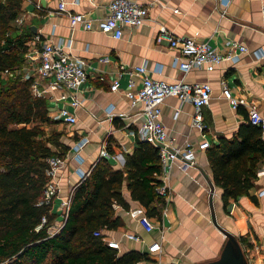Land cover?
Here are the masks:
<instances>
[{
	"label": "crops",
	"instance_id": "1",
	"mask_svg": "<svg viewBox=\"0 0 264 264\" xmlns=\"http://www.w3.org/2000/svg\"><path fill=\"white\" fill-rule=\"evenodd\" d=\"M67 13H84L92 20L103 18L112 0H63ZM148 8L145 22L136 28L124 27L120 39L103 34L98 29L85 30L81 26L71 28L67 13L57 11L60 0H23L24 24L21 30H31L26 42L27 51L32 45L44 42L65 44V51L83 59L86 63L87 81L77 92L81 105L74 111L76 123H60L55 129L61 133L59 145L54 150L67 156L58 170L55 181L58 194L53 199L52 209L61 225L67 210L59 205L64 198L70 199L73 187L81 180L78 168L88 175L99 156L102 145L108 150L104 157L115 170L124 172L121 189L125 206L114 204V216L120 225L101 230L108 245L117 256L135 252L143 256L139 264H205L219 258L226 238L219 226L237 240L247 264H264V195L257 192L264 188V175L257 176L247 195L230 200L224 206L222 190L214 186L212 200L209 199L211 170L206 150H198L197 144L204 137L216 143L218 137L234 135L238 127L246 123L248 108H255L264 118V0H136ZM160 28L173 36H192L204 40L219 51H224L227 42L236 41L247 48L237 62L223 61L211 72L191 70L184 73L173 66L179 55L171 48L167 38L157 41ZM38 38L39 42L36 41ZM258 52V53H257ZM144 65L153 79L165 82L184 81L208 83L212 93L209 104L202 107L204 131L190 123L193 106L168 97L162 105V123L172 140V146L182 152L190 145L195 150L193 166L180 167L175 160L169 170L158 176L168 192L152 203L154 212L138 200L132 199L127 189L124 163L138 140L135 130L136 114L140 106L132 107L125 98L128 79L139 87V76H128L119 72ZM118 89L111 91L114 81ZM224 80L234 97L244 98L246 106L234 109L221 92L220 81ZM69 101L53 104L66 106ZM179 109L178 116L173 112ZM70 111H73L69 107ZM110 110L111 115H107ZM88 139L78 153V162L70 155L72 145ZM264 169L260 166L257 170ZM212 181V180H211ZM147 216L154 228L147 232L139 222ZM215 219L216 224L213 222ZM133 234L139 240L127 238ZM158 243L160 248L150 252L149 246Z\"/></svg>",
	"mask_w": 264,
	"mask_h": 264
},
{
	"label": "trees",
	"instance_id": "2",
	"mask_svg": "<svg viewBox=\"0 0 264 264\" xmlns=\"http://www.w3.org/2000/svg\"><path fill=\"white\" fill-rule=\"evenodd\" d=\"M22 2L0 0V264H132L143 256H117L102 234L94 235L119 226L113 205H126L121 193L124 172L104 158L73 187L60 231L48 233L57 214L43 198L47 159L57 154L54 146L61 133L47 130L58 123L49 116V102L34 97L30 81L14 75L31 37V29L19 30L15 23ZM136 145L125 158L127 189L150 213L155 211L152 203L161 200L159 149L139 139ZM206 155L225 206L248 194L257 169L264 166L261 129L247 119L231 137H218Z\"/></svg>",
	"mask_w": 264,
	"mask_h": 264
},
{
	"label": "built area",
	"instance_id": "3",
	"mask_svg": "<svg viewBox=\"0 0 264 264\" xmlns=\"http://www.w3.org/2000/svg\"><path fill=\"white\" fill-rule=\"evenodd\" d=\"M57 11L59 13H67L66 4L63 0L58 3ZM69 25L71 28L81 26L85 30L98 29L103 34L112 36L115 39H120L123 34L124 27L136 28L141 26L147 16L148 8L139 4L136 0H112L107 6V14L103 18L92 20L87 14L82 13H67ZM17 26L24 24L23 17H18L15 20ZM167 38L171 48L178 50L179 55L173 59V66H176L184 73L191 70H204L211 72L223 61L237 62L241 54L247 51V48L236 42H227L225 50L210 46L204 40H198L192 36H173L165 28H160L156 39ZM36 41L39 42L38 38ZM71 39L65 42L59 41L57 43L44 42L32 45L31 51H27L24 56V63L14 72V75H19L22 80L30 81V92L34 97L45 98L49 102V116L52 120L68 125L76 123V115L74 111L81 105V100L78 97V91L87 81L86 63L83 59L73 56L65 51L71 45ZM258 53V52H257ZM120 73L125 72L128 76H139V87L135 88L134 81L128 79V89L124 92L132 107L140 106L141 110L136 114L135 134L141 141L150 143L159 149L160 164L162 174H164L171 164L177 160L180 161V167L186 168L193 166L195 162V150L190 145L186 146L182 152L178 151L172 146V140L162 123V105L166 98L175 97L181 102H190L193 106L190 123L192 126L204 131L206 126L203 122L202 107L209 104L212 89L208 83H188L184 81L179 82H165L153 79L144 65L135 66L129 69L120 67ZM10 76L13 73L9 74ZM119 82L116 80L110 86L111 91L118 89ZM221 92L232 108L236 109L239 106H246L244 98L234 97L230 88L224 80L220 81ZM69 101L66 106L56 107L53 104ZM69 107L73 111L69 110ZM107 115H111L110 110H106ZM179 109L173 112V118L178 116ZM248 122L254 126L260 127L262 137L264 138V118L255 108H248L247 113ZM88 139L83 137L75 142L71 149L70 155L74 156L78 162L81 161L78 153L83 149ZM161 145V147H158ZM211 143L204 137L200 143L197 144L198 150H206L210 148ZM108 150L104 145L99 151L100 157H106ZM67 156H60L54 154L47 159L49 169L46 172L48 182L44 189V202L53 203V199L58 194V186L55 181L58 170L64 165ZM80 178L85 174L78 168ZM256 175H264V169L257 170ZM157 192L161 197H167L168 192L162 185L157 188ZM258 196L264 195V188L257 192ZM69 200L64 198L60 201L59 207L62 210H68ZM45 222V220H43ZM56 221V220H55ZM54 221V222H55ZM140 224L145 231L150 232L154 225L147 216L139 218ZM53 224V223H52ZM51 224V225H52ZM63 224V222H62ZM61 225H54V231L48 233L55 235L62 227ZM94 235H101V230L94 233ZM132 240H139L133 234L126 236ZM264 241V231L262 235ZM160 248L159 244L153 243L149 246V251H157ZM132 264H139L134 262Z\"/></svg>",
	"mask_w": 264,
	"mask_h": 264
},
{
	"label": "water",
	"instance_id": "4",
	"mask_svg": "<svg viewBox=\"0 0 264 264\" xmlns=\"http://www.w3.org/2000/svg\"><path fill=\"white\" fill-rule=\"evenodd\" d=\"M31 30L33 33H36V28L34 26H31ZM158 147H161V145H158ZM208 183L210 189L209 199L211 201L214 192V184L211 180H208ZM213 222L216 224L215 219L213 220ZM217 227L223 233L224 238H226V242L219 258L215 261L208 262L205 264H247L246 259L241 251V248L234 236H232L228 232H225L219 226Z\"/></svg>",
	"mask_w": 264,
	"mask_h": 264
},
{
	"label": "rangeland",
	"instance_id": "5",
	"mask_svg": "<svg viewBox=\"0 0 264 264\" xmlns=\"http://www.w3.org/2000/svg\"><path fill=\"white\" fill-rule=\"evenodd\" d=\"M57 124H59V123H57ZM57 124H54V125H51L50 127H48V128H47L48 132H50V131L52 130V128H53L54 130H56L55 127H56ZM55 224H56V225H57V224L60 225L59 222H58L57 220H56L55 222H53V224H52V225L50 226V228H49V230H50L51 232L55 230L56 227L53 228V226H54Z\"/></svg>",
	"mask_w": 264,
	"mask_h": 264
}]
</instances>
